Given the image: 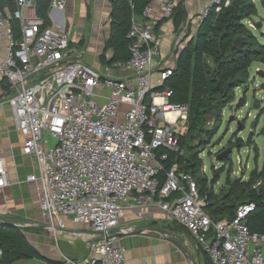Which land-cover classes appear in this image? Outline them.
I'll list each match as a JSON object with an SVG mask.
<instances>
[{
	"label": "built area",
	"instance_id": "obj_1",
	"mask_svg": "<svg viewBox=\"0 0 264 264\" xmlns=\"http://www.w3.org/2000/svg\"><path fill=\"white\" fill-rule=\"evenodd\" d=\"M36 1L12 0V10L0 8V104L12 112L21 152L36 162L37 173L27 181L37 182L47 228L64 231L72 223L88 229L71 233L87 234L80 238L90 256L66 261L128 264L114 230L125 210L154 207L186 230L212 264H264V233L244 224L253 203L239 205L229 221H213L189 173L173 164L159 176L167 152L179 150L188 107L169 101L172 90L164 82L174 62L161 54L163 34L152 5L144 7V20L131 18L127 60L108 63L107 51L106 62L89 66L68 30L37 15ZM66 2L51 0L49 11H64ZM179 2L160 0V17L170 18ZM220 2L209 0L198 22ZM181 48L178 41L172 45L174 61ZM8 184L0 157V189Z\"/></svg>",
	"mask_w": 264,
	"mask_h": 264
},
{
	"label": "trees",
	"instance_id": "obj_2",
	"mask_svg": "<svg viewBox=\"0 0 264 264\" xmlns=\"http://www.w3.org/2000/svg\"><path fill=\"white\" fill-rule=\"evenodd\" d=\"M50 1H36V13L45 23H49ZM183 1L180 0L170 17L173 31L177 34L187 19ZM150 2L110 1L109 34L104 39L100 61L106 62L104 53L107 51L111 54L108 63L129 58L130 39L127 34L131 18L137 15L144 19L142 11ZM14 6L12 0H0V8L12 10ZM219 7L218 10L215 6L210 7L206 17L198 22L195 33L176 52L171 75L164 82L172 90L169 101L187 105L188 116L187 130L180 137L179 150L167 152L164 169L159 173L162 179L173 164L177 165L179 172L195 176L201 167L199 153L217 132L222 110L234 101L236 89L249 82L252 63L264 64V44L258 42L247 25V21L257 14L254 0H221ZM237 38L240 40L235 44ZM243 98L245 101L244 95ZM223 158L227 160L229 156ZM222 172L223 169L214 172L213 183L218 181ZM259 180L260 184L254 186ZM205 181V178L195 180L199 194L206 196V212L213 221H229L239 205L253 203L254 208L245 217L244 224L250 232L264 233V160L261 168L254 167L245 180L225 177V190L216 192ZM25 229L0 221V264H14L23 259L44 260L25 236ZM203 256L204 264H212L206 253L203 252Z\"/></svg>",
	"mask_w": 264,
	"mask_h": 264
},
{
	"label": "crops",
	"instance_id": "obj_3",
	"mask_svg": "<svg viewBox=\"0 0 264 264\" xmlns=\"http://www.w3.org/2000/svg\"><path fill=\"white\" fill-rule=\"evenodd\" d=\"M111 0H67L64 11L51 10L49 20L70 32V38L85 52H93L96 56L103 51L104 39L109 34ZM209 0H184L183 6L187 19L180 33H174L170 18H161L159 14L160 0H151L153 16L158 18V29L165 38V46L178 41L180 46L195 33L198 16ZM140 21L141 16L134 15ZM4 80L0 77V97L4 91ZM105 92V91H104ZM107 92V91H106ZM0 157H3L8 172L9 184L0 189V221L1 217L26 227L30 220L44 215L39 207V192L36 181H27L30 174L37 173L36 162L30 155L21 152V136L15 130L12 112L7 103L0 104ZM46 222L48 219L44 216ZM44 220V219H43ZM35 226H44L37 222ZM80 224L66 223L65 230H51L44 234L39 247H35L44 260L23 259L14 264H64L57 258L52 238L56 242L60 237L76 240L72 226ZM83 226V225H80ZM25 227V228H26ZM132 228L131 233L119 232L120 243L125 248L128 264H204L203 252L200 251L189 233L178 226L157 208L127 209L120 221L119 228ZM142 229V230H141ZM26 236V235H25ZM28 239V238H27ZM64 240V239H63ZM83 240V239H82ZM71 242L67 253H78L74 249L76 242ZM86 244L87 242L83 240ZM68 243V242H67ZM50 248L52 256L43 254L44 247ZM61 252V251H60ZM62 255L63 252H61ZM89 253H91L89 251ZM90 254L80 260L82 262ZM64 257H66L64 255ZM68 263V262H67ZM71 264V263H68Z\"/></svg>",
	"mask_w": 264,
	"mask_h": 264
},
{
	"label": "rangeland",
	"instance_id": "obj_4",
	"mask_svg": "<svg viewBox=\"0 0 264 264\" xmlns=\"http://www.w3.org/2000/svg\"><path fill=\"white\" fill-rule=\"evenodd\" d=\"M257 14L252 20L247 21V25L252 29L256 35L260 44H264V0H254ZM253 22L261 21L259 28H254ZM251 24V25H249ZM172 45L165 46V38L161 43V54L164 58L168 59V64L172 65L174 58L171 55ZM83 60L92 66L97 64L99 59L93 52H85ZM114 74V72H111ZM156 75L152 76L155 79ZM106 93V91H105ZM245 97L244 104L238 103L241 97ZM233 116L232 121H228L229 117ZM212 124V121L210 122ZM264 64L258 61H254L250 67V79L244 86L236 89L235 99L230 104L224 107L222 110V120L217 132L210 138L205 145V149L199 153L201 158V167L195 176H192L195 180L206 179L207 186L219 192L225 190L224 179L229 177L230 179H247L250 171L256 167L261 168L264 160ZM50 144H54L53 140H50ZM222 149H229L226 157L227 160H217V153ZM223 172L219 175V179L216 183H213L214 172ZM44 219V220H43ZM37 222L42 223L44 226H35ZM56 223L58 224L57 220ZM32 227H26L25 235L28 240L35 246L39 247L40 241H43L44 234L52 233L51 230L46 229L47 222L41 215L37 216V220H30L28 222ZM74 231L85 232L88 230L85 226L73 225ZM52 243L54 245V251L58 255L62 263L68 264L64 255L69 260H80L84 256H87L89 249L87 244L82 238H75L76 240H70L60 237L56 242L53 237ZM64 239V240H63ZM76 242L74 249L76 248L78 253H64L71 246L69 243ZM68 242V243H67ZM64 255H62L61 252ZM47 256H52L50 248H45L42 251ZM24 263L29 264V260H24Z\"/></svg>",
	"mask_w": 264,
	"mask_h": 264
},
{
	"label": "water",
	"instance_id": "obj_5",
	"mask_svg": "<svg viewBox=\"0 0 264 264\" xmlns=\"http://www.w3.org/2000/svg\"><path fill=\"white\" fill-rule=\"evenodd\" d=\"M261 21H259V22H252V25L254 26V28L256 29V28H259L260 26H261ZM263 35H264V33H262ZM239 40H240V38H237L236 40H235V44H238V42H239ZM238 103H240L241 105L242 104H244V98L243 97H241L239 100H238ZM233 120V116H230L229 117V119H228V121L230 122V121H232ZM152 151H154V149H152ZM229 152V149H225V150H223L222 152H220L218 155H217V157H216V159L217 160H222V158L224 157V156H226L227 155V153ZM1 222L2 223H5V224H9V225H13V226H18V227H26V226H24V225H21V224H17V223H15V222H13V221H11V220H8V219H6V218H3V217H1ZM142 230V229H141ZM114 231H116V232H122V233H131V232H133V231H135L134 229H132V228H130V227H128V228H117L116 230H114Z\"/></svg>",
	"mask_w": 264,
	"mask_h": 264
},
{
	"label": "bare ground",
	"instance_id": "obj_6",
	"mask_svg": "<svg viewBox=\"0 0 264 264\" xmlns=\"http://www.w3.org/2000/svg\"><path fill=\"white\" fill-rule=\"evenodd\" d=\"M74 235H75V237H86L87 236V234H84V235H82V236H80V234H76V233H74Z\"/></svg>",
	"mask_w": 264,
	"mask_h": 264
}]
</instances>
